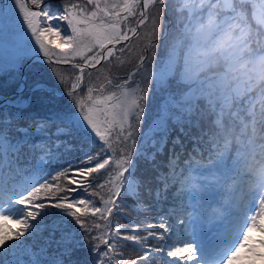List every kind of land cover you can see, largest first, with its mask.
<instances>
[{
    "label": "snow or ice",
    "instance_id": "snow-or-ice-1",
    "mask_svg": "<svg viewBox=\"0 0 264 264\" xmlns=\"http://www.w3.org/2000/svg\"><path fill=\"white\" fill-rule=\"evenodd\" d=\"M177 3V12H187L186 18L180 17L186 19L182 35L166 46V55L158 61L157 42L168 0H61L59 4L15 0L48 63L70 65L74 70L67 77L59 73L58 79L65 84L66 95L78 111L54 113L35 121L34 128L15 127L12 119L0 118V249L9 247V241L34 235L47 215L44 210L51 207L59 210L61 224L71 218L85 234L84 240L92 245L91 264H151L154 253L172 258L165 264H264V0ZM149 24L142 37L139 30ZM133 39H143V48L135 52L138 59L134 69L121 77L112 72V67L131 63L125 53L133 55ZM122 43L124 47L118 48ZM89 69L96 70L97 75L93 77ZM153 87L164 91L166 97L157 116L141 134L140 125ZM257 89L259 113L252 96ZM201 101L214 115L212 125L216 131L191 137L193 148L183 160L180 136L172 141L168 171L158 170L155 177V197L159 199L174 185L180 186L177 191L197 197L208 188V184L198 181L209 177L203 172L197 175L196 170L222 169V175L231 180L225 196L217 207L209 204L203 210L209 212V223L222 218L224 206L232 203L239 189L235 197L237 211L228 226L214 234L211 246L197 243L194 234L192 239L176 235L185 229L167 223L164 216L158 225L149 223L142 228L125 213L130 208L139 218L142 211H147L140 201L144 182L134 175L133 155L154 161L157 153L162 154L171 131L169 119L181 134L188 136L184 125L193 126L191 117L200 109ZM225 115L230 117L228 124ZM234 122L240 125L238 133ZM50 124H56L52 134L57 138L69 128H84L86 135L90 130L102 143L98 151L84 153L75 165L70 163L51 180L40 182L24 175L21 155L25 147H38L30 142V133H48ZM195 126L199 128V123ZM12 132L22 135L12 136ZM155 133L163 135L156 140ZM138 137H142L143 146L151 142L155 151H142ZM233 143L237 147L229 169L225 161ZM176 145H180V153L175 151ZM210 175L217 182L221 179L216 171ZM148 193L153 194L151 189ZM126 197L137 203L128 205ZM121 216L128 219L131 228L119 222ZM177 222L183 225L188 220L178 218ZM157 227L163 231L148 230ZM169 233L172 235L166 237ZM74 237L75 229L62 231L56 243H71ZM149 239L165 241L166 245L151 246ZM125 242H131L141 254L126 255ZM75 243L79 246V241ZM70 254L68 248L62 253Z\"/></svg>",
    "mask_w": 264,
    "mask_h": 264
},
{
    "label": "trees",
    "instance_id": "trees-1",
    "mask_svg": "<svg viewBox=\"0 0 264 264\" xmlns=\"http://www.w3.org/2000/svg\"><path fill=\"white\" fill-rule=\"evenodd\" d=\"M170 0H168V3ZM14 6L11 5L12 11H15ZM171 10L168 9V6L165 9V18L166 15L170 14ZM180 13V12H179ZM8 14V13H7ZM183 14V13H180ZM178 17V12L176 11V8L173 12L172 18L176 20ZM63 25V24H62ZM177 26V28H176ZM172 29V34L167 37L160 38V40L157 42L159 47L157 49V60L164 55H166V46H170V44L181 37V29L184 27L183 22L170 25ZM150 24L146 25L144 29L140 30L141 36L143 37L144 32L149 30ZM5 29L2 27L0 29V39L3 40V38L7 35V32L4 31ZM161 33L163 32V27H160ZM170 30V28H169ZM168 33H171V30ZM132 44L134 47V53L133 55L129 56L128 53H125V56L131 60V62L136 63L138 57L135 55V52L140 51L143 48L144 40H133ZM8 54L10 55V60H15L20 65L24 63V61L27 59V57L31 54V52H25L20 54V51L13 52L10 49L6 50ZM30 51L40 52L39 47H34L30 49ZM42 53V52H40ZM20 54V55H19ZM114 59V58H111ZM77 61H79V58H77ZM129 63H126V68L129 66ZM124 65V66H125ZM49 67V68H47ZM105 69L108 68L107 64H104ZM99 68V66H98ZM116 67H112V72H115ZM73 69L67 65H59V64H42L40 62H33L28 66V78L29 80L33 79H40V80H47L51 88L53 90H59L63 91L65 90V84L61 83L58 79V74L62 73L67 77L68 75L73 73ZM88 71L92 72L93 77L97 75L96 70L89 69ZM49 74L51 76V79L49 80ZM87 80V77H86ZM16 88V81L10 82L9 84L0 87L1 93H7L9 91H13ZM259 92V89H257V92L252 93L253 101H259L257 97V93ZM24 94V93H23ZM23 94H17L14 98L15 99H21ZM166 97V93L164 91H157L156 96L148 98V106L147 111L145 113L144 120L142 124L140 125V131L141 134H143L147 128L149 127L152 120L157 116L158 110L160 109L161 104L164 102ZM35 99H43L42 104H34L29 105L26 108H19V107H10L2 108L0 107V118L2 119H12L13 124L15 127H24V128H34V122L42 120L46 117L52 116L54 113L57 112H75L78 111L75 109L71 99L68 98H57L55 101L49 102V99H45L43 97V93L35 92L32 95L31 100ZM243 102V101H242ZM260 102V101H259ZM200 109H203L204 111H200ZM200 109L197 110V112L191 117L193 126L189 127L188 124L184 125L185 131L189 133L188 136H185L179 132V127L172 123L171 119H169L168 124L171 131L168 133L167 137V143L164 147L163 153H157L156 159L154 161L147 160L143 156L137 157L135 154L133 155V161L135 162V165H137V168L134 169V175L136 178H139L141 181L144 182L143 186L140 189V194L142 195L141 199L142 201L147 197L148 189L156 190L158 187V184L155 180V177L157 176L158 170H162L165 173H167L168 168L166 167L169 156H170V150L173 148L172 141L179 135L181 143L184 144L183 149V156H187V154L192 150L194 145V140L191 138L193 136H199L201 132H207L209 135H212L216 129L212 125V120L214 119L213 115L210 114L205 105L204 102H200ZM173 113H176V109H171ZM227 121V120H226ZM199 123V128H197L195 125L196 123ZM59 121H56V124H59ZM56 124H50L49 132L43 133V134H37V133H30L29 140L32 143H35L38 147L35 150H32L28 147H25L23 150V153L21 155V162L28 161V167L26 168L27 172H32L34 169L36 171V179H39L40 182L43 181V179H49L51 180V177L56 174L57 171L62 170L63 168L68 167V165L71 163L75 165L80 158L83 157L84 153V145L86 141L84 140L87 136H84L81 134L78 130L69 128L67 130V133L70 134H61L59 135V138H57L56 135H53L52 133H55L56 131ZM12 136L22 135V133H16L12 132ZM163 133H155L153 138L156 140H159L162 137ZM91 140L94 141V138L89 137ZM204 139L207 140L208 136H204ZM138 146H143V140L142 137L137 138ZM149 145L143 146L142 151L147 152L148 154H151L155 151L153 147ZM203 147V146H201ZM175 151L177 153H180L181 147L180 145H176ZM32 162V163H31ZM181 167H183V163L181 162ZM177 185H174L172 187L175 188ZM82 195H86L85 193H81ZM123 196L124 194L121 193ZM126 203L128 205H134L137 203V201L131 197H126ZM163 199V196H161L159 199H155V203H162L160 202ZM165 202V200H164ZM47 203V202H46ZM144 204V202H142ZM170 204V205H169ZM163 206H159V210L157 213H151L152 217L157 215V217H160L161 215L165 213H170L172 209L178 207V204L175 200H170L169 203L162 204ZM47 215L44 216L42 220H40V227L35 232L34 235H26L24 237H21V240L24 244L22 246L25 248V250L29 251L32 250L34 253H37L38 255L35 256H22L20 257L21 261H25V264H36L37 261H39V264H53L54 261H65L68 264H91L92 260V254L90 252L91 249V243H88L84 240V233L79 229L78 225H75L73 221H71V218H66V222L61 224V217L58 215L59 210L55 208L48 207L44 210ZM125 213L127 216H131L135 218V223L140 224L143 228L144 225L149 224L150 220L147 222L146 220L139 219L142 217L136 218L137 214L135 212H132L131 209H126ZM115 222V221H114ZM119 222L123 225H127L128 228L132 227V224L129 223L128 219L125 218V216L119 217ZM160 221H153L152 223L154 225H158ZM37 221H35L34 224H36ZM54 225H59V227L54 228ZM73 229H75V237L74 241L71 243H61L60 245H57L56 241L61 239V234L63 232H71ZM143 231L141 232V235H143ZM150 240V239H149ZM75 241H79V246L75 243ZM29 245V246H28ZM33 249H32V248ZM65 248L71 249L70 255H62ZM126 255H131L132 257H135L136 255H139L141 253L137 252L136 249H134L131 246V242H125V247L123 249ZM156 261V260H155ZM157 263L160 261L157 260ZM163 264L164 261H161Z\"/></svg>",
    "mask_w": 264,
    "mask_h": 264
},
{
    "label": "rangeland",
    "instance_id": "rangeland-1",
    "mask_svg": "<svg viewBox=\"0 0 264 264\" xmlns=\"http://www.w3.org/2000/svg\"><path fill=\"white\" fill-rule=\"evenodd\" d=\"M53 1H55V0H53ZM46 2H52V1H47L46 0ZM110 2H111V0H110ZM3 3H4L3 10H4V12L8 13V14L4 15L5 20H6L5 28H6V30L8 32H9V30H12L9 34H7L3 38V40H4V42L6 44H9L7 42H10V43H12L15 46V44L17 43V40L20 37V34L23 32L24 28H26V23L22 19L23 14L20 12V9H19L18 6L15 5L16 8H15V11L13 12L12 8H11V2L10 1H4ZM9 19H11V20L21 19V20L18 21V22H8ZM3 45L4 44L0 43V46H3ZM118 48H120V47L118 46ZM20 49H21L22 53L27 52L26 48H22L21 47ZM118 53L119 52H117V54ZM114 70H115L114 73L118 74L121 77H123L125 75V69L124 68H121V67L117 68L116 67ZM9 77H10V75H6V78H9ZM201 172H203L204 176H207V174H205L204 171H199L198 175ZM212 188L213 187H210L209 191H211ZM196 200H197V197H193L190 194H187V203H188V205L191 206V208L189 210V213L187 215V219H186V220H188V223H187L188 232H187V235H186L188 239H192L193 238V236L191 234H194L195 239H196V234H197V230H198V221L199 220H198L197 214L194 213L193 208H192L194 203L196 202ZM156 221H159V220H156Z\"/></svg>",
    "mask_w": 264,
    "mask_h": 264
}]
</instances>
